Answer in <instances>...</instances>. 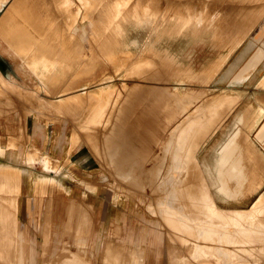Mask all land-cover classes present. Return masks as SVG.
I'll return each instance as SVG.
<instances>
[{
  "label": "rangeland",
  "instance_id": "374dc122",
  "mask_svg": "<svg viewBox=\"0 0 264 264\" xmlns=\"http://www.w3.org/2000/svg\"><path fill=\"white\" fill-rule=\"evenodd\" d=\"M129 1L1 7L0 264H25L15 235L33 264H264V61L243 80L232 65L264 0Z\"/></svg>",
  "mask_w": 264,
  "mask_h": 264
},
{
  "label": "bare ground",
  "instance_id": "6f19581e",
  "mask_svg": "<svg viewBox=\"0 0 264 264\" xmlns=\"http://www.w3.org/2000/svg\"><path fill=\"white\" fill-rule=\"evenodd\" d=\"M8 0H0V10H1V7L7 2ZM22 3V2H21ZM41 4V3H40ZM38 5V4H37ZM42 5V4H41ZM18 8V7H17ZM16 8V9H17ZM26 10V9H25ZM28 10H30V9H28ZM12 11V10H11ZM27 11V10H26ZM37 11V10H36ZM46 10H44V12H45ZM13 12H15V10L13 11ZM24 12V11H23ZM28 12V11H27ZM39 12H42L41 10H39L38 11V13ZM16 13V12H15ZM19 13H21L20 11L19 12H17V15H19ZM34 13V12H33ZM37 13V14H38ZM43 13V12H42ZM42 13H39V14H41L42 15ZM32 13H30V14H28L27 13V17H29L30 15H31ZM39 14H38V16L37 17H35L36 18V20L38 19V17H39ZM11 15H13V13H11ZM17 15H15V16H17ZM21 15V14H20ZM23 15V14H22ZM21 15V16H22ZM24 15H26L25 13H24ZM23 15V16H24ZM29 15V16H28ZM218 16V15H217ZM14 17V16H13ZM25 17V16H24ZM31 17V16H30ZM33 17H34V15H33ZM216 17V16H215ZM220 17V16H219ZM10 18V17H9ZM17 18V17H16ZM34 18V19H35ZM73 18V17H72ZM212 18V17H211ZM12 19V18H11ZM19 19V18H18ZM23 19H28V18H23ZM21 21V23L24 21L25 22V20H20ZM208 21H210V24H211V19L210 20H208ZM14 22V21H13ZM28 22V21H27ZM27 22H25V24H21L22 26L20 27V31L22 32V34L25 36V37H29L30 35H31V31H30V29L33 27V26H31L29 23L27 24ZM30 22H32V21H30ZM216 22V21H215ZM215 22H213L214 24H215ZM220 22V21H219ZM36 23H38V22H36ZM212 23V24H213ZM5 24V26H4V31H5V34L4 35H2L3 36V38H5V39H8V38H10V37H12V36H17V35H13V33H10L11 32V27H10V23H9V20L7 19V22H5L4 23ZM213 24V25H214ZM13 25V24H12ZM208 26H209V23L207 24ZM35 26V25H34ZM13 27H14V25H13ZM37 27V26H36ZM263 27V29H264V24L261 26V28ZM3 29V28H2ZM16 29V28H15ZM17 38H19V37H17ZM252 48V51L248 54V56L246 57V59L242 62V64H240L239 66H238V70L235 72V76H234V80H243V79H246V78H249L250 77V75H251V73H252V71L256 68V66L260 63V62H263L264 61V34H263V36H252L247 42H246V44H245V46H244V48H243V50L240 52V54L238 55V57L236 58V61L232 64L233 66L234 65H236L238 62H240L243 58H244V56L250 51V49ZM26 50V48L24 47V48H22V51H25ZM31 53V52H30ZM25 54V53H24ZM23 54V55H24ZM26 54H28V53H26ZM20 55V54H19ZM22 56V55H21ZM26 56V55H25ZM33 56V55H32ZM26 58V57H25ZM35 58V57H34ZM38 59V58H37ZM24 60V59H23ZM26 60V59H25ZM24 60V61H25ZM29 60H30V58H29ZM47 60H49V59H47ZM30 63V62H29ZM27 64H28V62H27ZM233 66H231L230 67V69L229 70H231L232 68H233ZM1 71V70H0ZM66 72V68H62L61 69V75H64V73ZM2 73H0V79H4V80H6L5 78H6V76H5V78L1 75ZM37 76V75H36ZM259 79V78H258ZM80 80V79H79ZM9 83H12L11 81H8ZM42 83H44V84H48V81H42ZM150 114V113H149ZM246 135V134H245ZM246 137V136H245ZM248 138V137H247ZM239 140V139H238ZM225 142V141H224ZM230 142H231V140H230ZM223 144V143H222ZM223 146H225V145H223ZM219 147V146H218ZM240 147H241V145H240ZM221 148V147H220ZM218 150H219V148H218ZM221 150V149H220ZM241 150V149H240ZM237 153V152H236ZM242 154H243V150H242ZM242 156V155H241ZM242 158V157H241ZM227 160V159H226ZM235 160V159H234ZM234 160H233V162H231V163H234ZM243 160V159H242ZM230 161V160H229ZM218 162V161H217ZM216 162V163H217ZM221 162H223V161H221ZM243 162V161H242ZM241 162V163H242ZM238 162H237V160H236V164H237ZM234 165H235V163H234ZM233 164L232 165H229L230 166V168L231 167H234V168H236L235 166H234ZM219 166V165H218ZM236 166H238V165H236ZM240 167V166H239ZM219 169H220V167H219ZM232 169V168H231ZM225 170V169H224ZM235 170V169H234ZM234 170H233V172H234ZM229 171V170H228ZM227 171V172H228ZM232 171V170H231ZM237 172H238V169H237ZM237 172H236V174H237ZM239 172H241V170L239 171ZM220 173V172H219ZM230 173H232V172H229L228 173V175L230 174ZM242 173L244 174V172L242 171ZM238 174V175H235V172L233 173V175H235V178H233V180L235 181V182H241L240 180H242L244 183L245 182H247L248 181V175H243V174ZM239 175H241V176H239ZM240 177H241V179H240ZM242 184V183H241ZM238 190H239V188H238ZM223 195V194H222ZM222 195H220V196H222ZM225 196V195H224ZM223 197V196H222ZM221 197V198H222ZM227 198V197H226ZM230 198V197H229ZM195 200V199H194ZM191 207V210H192V205L190 206ZM212 212V211H211ZM246 212V211H245ZM195 218V217H194ZM204 218V217H203ZM234 225V224H233ZM220 226V225H219ZM238 226V225H237ZM236 227V226H235ZM239 228V227H238ZM207 231H208V229H207ZM211 231V230H210ZM213 231V230H212ZM214 232V231H213ZM220 232V231H219ZM225 233H226V231H225ZM244 233V232H243ZM205 234H207V233H205ZM211 234V233H210ZM217 234H218V231H217ZM221 234H223V233H221ZM234 234H236V233H234ZM233 234V235H234ZM225 235H227L228 236V234H225ZM243 235V234H242ZM245 235V234H244ZM252 235V234H251ZM250 235V236H251ZM212 236V235H211ZM221 236V235H220ZM249 236V235H248ZM206 237H207V235H206ZM206 237H204V239L206 238ZM210 237V236H209ZM214 237H215V235H214ZM217 237V236H216ZM222 237V236H221ZM223 237H224V235H223ZM223 237H222V239H223ZM230 237V236H229ZM232 238V237H231ZM209 239H211V238H209ZM228 239V238H227ZM206 240H208V239H206ZM223 241H224V239H223ZM227 241V240H226ZM229 241V240H228ZM229 243V242H228ZM233 244V243H232ZM236 244V243H235ZM239 245V244H238ZM250 251H251V249H250ZM263 256V255H262ZM261 256V257H262ZM136 257V256H135ZM135 257H134V260H135ZM253 257V256H252ZM61 258V257H60ZM137 258V257H136ZM257 258H259V257H257ZM67 259H68V257H67ZM249 259H250V257H249ZM61 260H64V259H61ZM69 260V259H68ZM60 261V260H59ZM59 261H58V263H59ZM65 261V260H64ZM67 262V261H66ZM239 262V261H238ZM257 262V261H256ZM60 263H61V261H60ZM63 263V262H62Z\"/></svg>",
  "mask_w": 264,
  "mask_h": 264
},
{
  "label": "crops",
  "instance_id": "0c3cea01",
  "mask_svg": "<svg viewBox=\"0 0 264 264\" xmlns=\"http://www.w3.org/2000/svg\"><path fill=\"white\" fill-rule=\"evenodd\" d=\"M119 2H121V0H114V2L112 3L111 7L114 6V5H117ZM163 2H165V0H162V1L157 0L156 2H152L151 1V2H149L148 5H145L144 6L143 5V3H144L143 0H133V1H131V4H133L135 8L137 7L139 9L141 7L144 10H145L146 7L148 8V10L149 9L152 10L151 7L154 6L155 9H153L152 11H157L158 10L157 9V6L160 3H163ZM61 4H63V2ZM39 6H41V4L40 5H37V7H39ZM111 7L109 9H111ZM244 46L245 45L242 46L241 51L243 50ZM251 50L252 49H250V51L244 56L243 59H246V57L251 52ZM260 63L256 66V68L260 65ZM262 75H264V73ZM261 76H260V78H261ZM260 78H259V80H260ZM257 107H258V110H259V112H258L259 113V118H258V122H257V124L255 126V138L259 142H264V99L261 100L260 104H258ZM207 178H208V181H209L208 182L209 186L212 187V189H213L212 196L215 198V200H216V197L217 198H220L218 195L215 194V192H214V186L212 184V181L209 179L208 175H207ZM259 179L260 178H259V174H258V185L262 182ZM91 184L94 185V186H92L93 189H96L97 183L91 182ZM21 190H22V186H21ZM15 205H16V214H17L18 207H19L18 198L16 199ZM222 208H223V210H225V209L226 210H229V207H221V209ZM233 208H239V207H233ZM241 208H243V207H241ZM28 212L31 215L30 221H34L35 219H37L36 216H35V213L37 214V198L32 197L31 200L29 199ZM68 226H70V224H68ZM16 231L21 234L22 229L19 227V225L16 226ZM75 233H76L75 242L77 241L78 243H84V244H87L88 243L87 242L88 241V238L86 236L87 235L86 230L84 229L83 225H81V223L78 220H77V222L75 224ZM150 233L153 234V230H150ZM151 238L152 237L149 236V238H148V240L146 242L147 243L146 248H148L150 246V240H151ZM15 240H16V244H17V249H18V251H19L22 259L25 261V264H33L34 261H35V258H36V251L33 248V241L32 240L30 241L29 253L26 254L25 251H24V243H23L22 239L20 237H16V235H15ZM65 251H62V252L64 253ZM87 251H88L89 254L91 253V250L90 249H88ZM67 252L70 253L71 251H67ZM45 262H46V258H44L43 264H45Z\"/></svg>",
  "mask_w": 264,
  "mask_h": 264
}]
</instances>
